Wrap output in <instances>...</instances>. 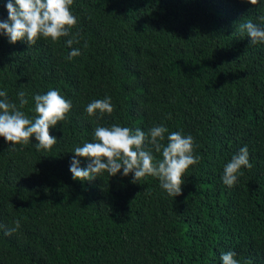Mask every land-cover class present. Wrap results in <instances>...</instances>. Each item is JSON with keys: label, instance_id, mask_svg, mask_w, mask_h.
<instances>
[{"label": "trees", "instance_id": "16d2710c", "mask_svg": "<svg viewBox=\"0 0 264 264\" xmlns=\"http://www.w3.org/2000/svg\"><path fill=\"white\" fill-rule=\"evenodd\" d=\"M71 12V48L69 37L28 45L0 34V91L17 105L25 91L29 118L35 94L54 89L72 102L50 129V151L35 137L10 150L0 137V264H222L229 251L264 264V43L235 34L245 19L264 27V0H73ZM105 97L114 111L89 116ZM97 124L191 135L200 160L181 195L122 171L74 180L73 158L88 161L73 151L93 142ZM244 146L253 166L228 187L225 165Z\"/></svg>", "mask_w": 264, "mask_h": 264}, {"label": "clouds", "instance_id": "9594fccd", "mask_svg": "<svg viewBox=\"0 0 264 264\" xmlns=\"http://www.w3.org/2000/svg\"><path fill=\"white\" fill-rule=\"evenodd\" d=\"M256 5L258 0H248ZM73 0H9L7 3L8 20L0 22V34L6 33L10 42L15 44L26 41L34 44L44 38L53 43L59 42L62 37H69L66 44L69 48L79 43V33L72 34L77 25V18L71 12ZM264 24V16L259 17ZM246 33L250 44L264 43V27L245 19L238 24L235 32ZM87 47V44L84 45ZM81 54L80 49H73L69 59ZM19 105L9 99L8 92L0 91V137L15 150L17 145H28L35 137L37 150L50 151L57 143V139L50 134V129L56 127L67 118L72 109V102L65 99L57 90L50 89L45 94H35L34 117L29 118L22 110L28 103L27 93L23 90L17 93ZM89 116L97 113L102 118L105 114L114 111L111 97L96 99L90 102L85 109ZM167 134V144L162 143ZM150 148H145V145ZM160 154L157 159L153 155ZM75 157L88 161L87 168L80 167V161L73 158L70 172L73 179L90 181L107 173L115 177L121 171L125 177L134 174L132 183H138L151 176L160 182V187L169 196L177 197L182 193L185 176L188 170L199 163L200 157L194 155V138L181 132L169 133L164 125L151 127L147 132L140 128L133 130L117 124L94 128L93 142H86L83 146L74 149ZM249 150L242 147L238 154L233 155L231 161L225 165L223 183L232 187L243 175V168L251 169ZM19 221L14 228L6 230L11 235L19 228ZM222 264H239L234 252L221 254Z\"/></svg>", "mask_w": 264, "mask_h": 264}]
</instances>
